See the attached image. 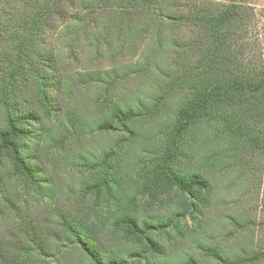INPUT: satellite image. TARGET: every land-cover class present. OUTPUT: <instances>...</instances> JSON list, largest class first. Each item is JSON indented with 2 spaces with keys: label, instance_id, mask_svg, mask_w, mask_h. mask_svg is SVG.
<instances>
[{
  "label": "trees",
  "instance_id": "16d2710c",
  "mask_svg": "<svg viewBox=\"0 0 264 264\" xmlns=\"http://www.w3.org/2000/svg\"><path fill=\"white\" fill-rule=\"evenodd\" d=\"M252 8L0 0V221L17 231L0 264H264V13ZM87 29L114 34V59L135 48L139 67L66 71L53 40L67 49Z\"/></svg>",
  "mask_w": 264,
  "mask_h": 264
},
{
  "label": "rangeland",
  "instance_id": "374dc122",
  "mask_svg": "<svg viewBox=\"0 0 264 264\" xmlns=\"http://www.w3.org/2000/svg\"><path fill=\"white\" fill-rule=\"evenodd\" d=\"M247 4L256 12V14L264 13V0H246ZM74 10H71L73 14ZM91 30V29H90ZM87 29L86 33H80L78 35L76 42H71V47L65 49L61 40H53V48L55 51L59 52L63 65L66 67V71L69 73H74L76 71L80 72H90V71H110L114 69V66H118L119 63L126 65L138 66L139 67V54H137L136 49L131 46L124 54L114 59V34H106L104 32L94 33ZM90 31V32H89ZM71 39V38H70ZM73 59H77V62ZM131 66V67H132ZM134 82V81H133ZM136 84V82H134ZM142 83V81H141ZM142 86L147 87L142 83ZM148 88V87H147ZM89 90L78 88L75 93L77 99V107L84 110L86 108V101L89 98ZM149 91V89H147ZM95 144L100 143L102 139L99 137H93ZM93 142V144H94ZM66 181L63 182V190L67 194H72V190L77 188L79 181V175L77 172L70 173L66 177ZM69 185L66 186L65 184ZM60 203V202H58ZM211 218L213 222L211 223L217 229L226 228L225 218L223 217L222 210H212ZM17 231L6 226L5 223L0 221V248L6 252H11L16 245ZM229 243L224 242L223 246H227ZM76 260L69 259L66 261H56L54 259L48 258L44 264H74Z\"/></svg>",
  "mask_w": 264,
  "mask_h": 264
}]
</instances>
